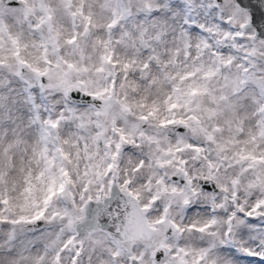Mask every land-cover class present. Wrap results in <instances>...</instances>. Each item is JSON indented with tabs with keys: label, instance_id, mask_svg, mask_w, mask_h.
I'll return each mask as SVG.
<instances>
[{
	"label": "snow or ice",
	"instance_id": "obj_1",
	"mask_svg": "<svg viewBox=\"0 0 264 264\" xmlns=\"http://www.w3.org/2000/svg\"><path fill=\"white\" fill-rule=\"evenodd\" d=\"M0 264H264V0H0Z\"/></svg>",
	"mask_w": 264,
	"mask_h": 264
}]
</instances>
